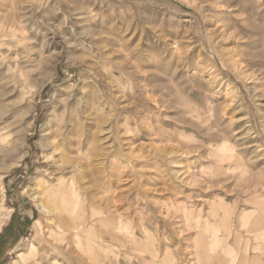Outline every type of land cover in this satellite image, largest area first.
I'll return each mask as SVG.
<instances>
[{
	"label": "rangeland",
	"instance_id": "rangeland-1",
	"mask_svg": "<svg viewBox=\"0 0 264 264\" xmlns=\"http://www.w3.org/2000/svg\"><path fill=\"white\" fill-rule=\"evenodd\" d=\"M85 263L264 264V0H0V264Z\"/></svg>",
	"mask_w": 264,
	"mask_h": 264
},
{
	"label": "bare ground",
	"instance_id": "bare-ground-1",
	"mask_svg": "<svg viewBox=\"0 0 264 264\" xmlns=\"http://www.w3.org/2000/svg\"><path fill=\"white\" fill-rule=\"evenodd\" d=\"M3 39V38H2ZM62 125V124H61ZM56 133V132H55ZM63 133V132H62ZM57 135H61V133H59V131L56 133ZM56 134H55V136H56ZM54 136V137H55ZM61 142V141H60ZM62 142H63V140H62ZM64 142H65V140H64ZM58 143V142H57ZM65 144V143H64ZM67 144V143H66ZM57 145H59V144H57ZM58 147V146H57ZM56 147V148H57ZM63 147V146H62ZM64 149V148H63ZM59 150V149H58ZM60 151V150H59ZM62 152V151H61ZM63 152H65V151H63ZM63 155L62 156H64V153H62ZM74 170V169H73ZM64 189H62V193L64 192L63 191ZM60 190L59 189H55V188H53V187H45L44 189H43V193H44V195L46 196V198H45V204H46V207H44V211L45 212H48L49 214H51L52 215V217L54 218V216L55 217H58L59 216V214L60 213H62L63 211L65 212V210H63V207H61L60 206V204L59 203H57L56 202V195L58 194V192H59ZM66 198V197H65ZM62 200H63V198H62ZM57 219V218H56ZM200 220V219H199ZM114 221V220H113ZM87 223V222H86ZM85 224V223H84ZM75 228V227H74ZM66 229V228H65ZM68 229V228H67ZM116 229V228H115ZM73 231V230H72ZM75 232V231H74ZM82 232V231H81ZM84 232V231H83ZM72 233V232H71ZM63 234V233H62ZM61 234V235H62ZM107 234V233H106ZM200 234V233H199ZM199 234H198V236H199ZM53 235V234H52ZM64 235V234H63ZM75 235V234H74ZM77 235V234H76ZM84 235V234H83ZM108 235L111 237V238H113V240L115 239H117V235L116 234H114V233H112V232H108ZM73 237V236H72ZM69 239V238H68ZM216 240V239H215ZM54 243H56L55 242V240H54ZM66 243V242H65ZM78 243H79V241H78ZM82 243V242H81ZM88 243V242H87ZM200 243V242H199ZM215 243V242H214ZM74 244V243H73ZM76 244V243H75ZM204 244V243H203ZM62 245V244H61ZM80 245V244H79ZM88 245V244H87ZM90 245V244H89ZM213 245V244H212ZM76 246V245H75ZM203 247V246H202ZM66 248L69 250L70 249V246L69 245H66ZM114 248V247H113ZM73 249V248H72ZM71 250V249H70ZM102 250V249H101ZM100 250V251H101ZM72 251V250H71ZM93 251V250H92ZM93 253V252H92ZM98 253V252H97ZM102 253V252H101ZM79 254V253H78ZM94 254V253H93ZM92 254V255H93ZM112 254V253H111ZM230 254V253H229ZM92 255H90L89 257H92V261H93V259H94V257L92 256ZM96 255V254H95ZM98 255V254H97ZM96 255V256H97ZM78 256H80V254L78 255ZM116 256V255H115ZM99 258H100V252H99V256H98ZM128 258V257H127ZM202 258V257H201ZM242 258V257H241ZM76 259V258H75ZM105 259H109V256H106L105 257ZM225 259V258H224ZM96 260V259H95ZM97 260H98V258H97ZM225 261V260H224ZM235 262H236V260H234ZM260 261H261V259H260ZM86 262V261H85ZM97 262V261H96ZM101 262V261H100ZM234 262V263H235ZM41 263V262H40ZM80 263V262H79ZM88 263V262H87ZM109 263V262H108ZM222 263V262H221ZM86 264V263H85ZM106 264V263H105ZM259 264V263H258Z\"/></svg>",
	"mask_w": 264,
	"mask_h": 264
}]
</instances>
